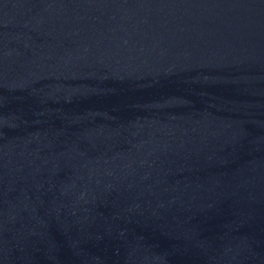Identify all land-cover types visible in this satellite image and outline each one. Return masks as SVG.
Returning a JSON list of instances; mask_svg holds the SVG:
<instances>
[{
  "label": "water",
  "instance_id": "obj_1",
  "mask_svg": "<svg viewBox=\"0 0 264 264\" xmlns=\"http://www.w3.org/2000/svg\"><path fill=\"white\" fill-rule=\"evenodd\" d=\"M0 264H264V0H0Z\"/></svg>",
  "mask_w": 264,
  "mask_h": 264
}]
</instances>
